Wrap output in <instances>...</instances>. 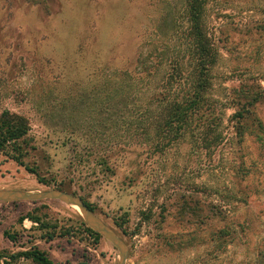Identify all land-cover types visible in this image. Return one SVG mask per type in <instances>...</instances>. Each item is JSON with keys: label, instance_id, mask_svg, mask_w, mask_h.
I'll use <instances>...</instances> for the list:
<instances>
[{"label": "rangeland", "instance_id": "obj_1", "mask_svg": "<svg viewBox=\"0 0 264 264\" xmlns=\"http://www.w3.org/2000/svg\"><path fill=\"white\" fill-rule=\"evenodd\" d=\"M185 5L0 0V130L24 133L0 150V190L74 193L126 244V264H264V99L235 115L264 89V0H207L215 111L170 140L142 131L146 73L185 50ZM113 82L143 88L110 122ZM86 226L58 200L0 203V264H36L11 259L32 247L53 264H118Z\"/></svg>", "mask_w": 264, "mask_h": 264}, {"label": "trees", "instance_id": "obj_2", "mask_svg": "<svg viewBox=\"0 0 264 264\" xmlns=\"http://www.w3.org/2000/svg\"><path fill=\"white\" fill-rule=\"evenodd\" d=\"M206 3L207 0H186L184 17L187 26L181 36L185 50L182 53H178L176 58L166 65V73H162L163 71L160 68L156 72L148 70V73H146L150 81H145L143 92L148 90L152 94L150 95L151 97H148L147 103L141 106L144 108V112L141 114L147 115L143 120L148 122L149 126L142 128V131L147 132L152 129L155 132V136L160 140L161 138L170 140L169 134L174 129L176 131L177 125L188 124L194 118L196 122H199L196 118L215 111V108L211 107L214 101L208 96V90L211 85L210 72L216 65L219 50L205 27ZM262 30H264V26H261V28L256 27V31ZM158 73L164 74L160 80L149 77ZM111 87L108 90V94L112 95V102L104 110L105 114L113 116L110 122L114 121V119L116 121V113L120 112V116H129L131 114V104H134L131 100L137 98L138 93H140L138 90L142 89L143 85H137L136 82L128 83L127 85H123L122 82H113ZM113 94H115L114 97ZM248 94L246 93L247 96L245 95L244 97L246 104L239 105L238 112L235 114L240 118L252 114L249 108L264 99V89L261 87L257 93H254L253 97H249ZM134 96L136 98H133ZM118 104H120V109L116 110L115 108ZM122 118L120 117V119ZM204 125L206 124L202 126ZM22 134L24 133L18 128L0 130V150L6 143L16 140ZM57 189L62 190L61 188ZM85 204L93 211L89 204ZM24 220L38 224V219L30 215L21 218V222ZM85 230L94 236L96 240L100 239V236L87 226ZM48 240L50 241L52 238ZM18 258L31 260L36 264H53L44 252L34 247L11 256L13 261Z\"/></svg>", "mask_w": 264, "mask_h": 264}, {"label": "water", "instance_id": "obj_3", "mask_svg": "<svg viewBox=\"0 0 264 264\" xmlns=\"http://www.w3.org/2000/svg\"><path fill=\"white\" fill-rule=\"evenodd\" d=\"M46 200H58L68 205L77 207L87 227L116 248L118 252V264H126L128 257V248L126 244L114 232V230L106 225L93 211L87 207V205L79 196L56 189L36 193L0 190V203H12L18 201L40 202Z\"/></svg>", "mask_w": 264, "mask_h": 264}, {"label": "crops", "instance_id": "obj_4", "mask_svg": "<svg viewBox=\"0 0 264 264\" xmlns=\"http://www.w3.org/2000/svg\"><path fill=\"white\" fill-rule=\"evenodd\" d=\"M52 242H53V241L50 240V241H48V242H46V243L48 244V246H50ZM50 260H51V259H50Z\"/></svg>", "mask_w": 264, "mask_h": 264}, {"label": "bare ground", "instance_id": "obj_5", "mask_svg": "<svg viewBox=\"0 0 264 264\" xmlns=\"http://www.w3.org/2000/svg\"><path fill=\"white\" fill-rule=\"evenodd\" d=\"M77 208V207H76Z\"/></svg>", "mask_w": 264, "mask_h": 264}]
</instances>
